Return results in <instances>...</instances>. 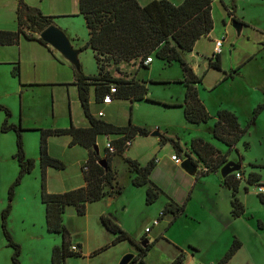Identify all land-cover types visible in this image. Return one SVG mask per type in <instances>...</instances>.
<instances>
[{"label":"crops","instance_id":"1","mask_svg":"<svg viewBox=\"0 0 264 264\" xmlns=\"http://www.w3.org/2000/svg\"><path fill=\"white\" fill-rule=\"evenodd\" d=\"M24 1H26L25 3L27 5L39 9L43 16L51 18L52 20L53 18H55V16L53 15L73 16L78 13L80 16L83 17V15L79 13V0H57L56 3L60 4V1L62 3V5H59L58 7H56V3L53 7L52 0ZM151 1L153 0H141V2L139 3L144 6L150 3ZM170 1L174 4H180L183 0ZM17 10L18 2L16 0H0V30H18ZM26 34L33 36L35 39H27L25 38V36L21 35L17 44L0 46V67H7L3 69L2 74L3 72L4 74H6L5 78H10L9 75H12L14 78H18L19 81L22 82L21 88L41 85L61 86L63 88L65 87V95L67 97V100L62 101L60 100V98L57 100L55 98L54 90H51L50 98L53 102L49 107V110L47 111L45 107H37L36 109L33 106H26L23 99H21L22 101L19 108L21 124L19 125H21V127L24 129L21 132L22 136H24L25 133H38L39 146H37L39 150L36 153L34 151L32 154H29L27 144H24V150L27 158H32L35 160V168L32 173L24 176L21 183L17 186L15 190V197L12 201V210L9 214L7 223L13 240L15 242L21 243L22 247H24V243L26 245L33 246L36 250V253L38 251L40 252V258L42 254L50 259L53 249L56 246H60L62 244V237L59 234L50 233L47 230L45 219V205L41 202L40 199L41 130L68 129L71 127V125L75 126L76 128H87L89 127V121L86 118L83 109L82 111L85 119L81 120L79 114H76L75 107L79 104L82 106V104L79 98V89L76 85V78L73 65H71L70 63H66L62 58L60 59L59 54L52 47H50L49 45H44L38 40H36L37 38H40V33L35 31L33 28L31 30H26ZM211 36L212 35L210 34L208 37ZM89 38L90 36L88 37V40ZM69 40L72 47L78 51L80 47L85 45L80 44L79 41H77L76 39ZM200 41L201 40L197 42L195 49L192 52L185 54L182 53V57L193 68L196 75H198L199 77H203L200 75L199 65L196 64V57L203 55L198 49V44ZM80 53L81 52L79 51V54ZM186 54H189L190 61L186 59ZM222 54L223 50L220 54L221 57ZM155 59L159 60L157 58H153V62L148 65V69L150 66H153ZM161 61L165 65L169 66H172L173 64L177 63L174 62L172 64H168L163 60ZM16 64H19V75L17 76L13 74V67ZM28 64L33 66L32 72L28 71ZM111 64L114 66L113 70H111L110 68L108 69V67L105 69V71L108 72L111 76L118 75L122 78L135 79L136 81L144 82L146 87L149 86L150 81L154 80L152 78H144L142 76H138L140 70H148L147 68H141L138 70L137 65L129 63H122L119 66L113 64L112 62ZM117 67L118 70L116 69ZM208 68L209 70L213 69L209 67V58ZM43 73L48 74L49 78L47 80L43 79ZM182 73V77L177 78V81L183 80V70ZM2 74L0 73V81L3 79ZM84 75L98 76V64L96 75H89L86 73H84ZM203 81L204 78L201 83L196 84V88L200 99L202 100V102L206 106L207 111L211 115V119L216 122L217 113L221 110H224L223 104L216 103L210 98V100L212 101H210L211 106L207 105L206 98L203 97L199 89V85H203ZM225 81H227V79L219 80L214 84H211V86L208 88L209 93L215 91L218 87L225 83ZM204 90H206V88ZM147 97L151 99H156L164 103H183L185 92L182 96L176 97L174 95H171L163 96V98H158L157 96L154 98L153 96H149V93H147ZM94 99L95 103L99 105V107L95 111L92 110L91 105L93 103H91L89 96L90 113L97 119H101L107 123H111L120 127L127 126L131 122L135 126L148 128L146 125L141 124V110H145L148 115L153 116L164 115L167 117L174 114V117H177L179 121L182 117L178 111L179 109H183L182 107L170 108L157 103L148 102L146 100L131 101L126 99H114L110 104L104 105L101 102L102 98L98 99L95 95ZM123 101H125L126 103L128 102V106L123 105V103H121ZM56 102H58V104H68L67 110L61 108L59 111H56ZM0 103L4 102L0 99ZM142 104L145 105V107H141ZM128 107H130V113H128ZM120 110L123 114H120ZM78 111H81V109H78ZM100 111L104 112L103 117H98V113ZM29 112H32V114L26 115V113ZM124 112H126L125 115H127V122L125 123L123 122L125 119L120 118L125 116ZM170 112H172V114ZM5 117V113L4 117L0 116V127ZM11 119L12 113L9 122L11 124L18 125L15 124L14 121ZM78 120L80 121V124L77 123ZM58 122H61L62 124ZM185 122L190 125H200L189 123L186 119ZM173 128L174 127H171L170 125L164 128H162V126H159L157 131H159L162 135L156 139H152L151 135L147 137L137 136L135 139H133L131 145L123 154L113 156L111 165L113 171H115L117 174V183L111 188L110 191L112 193L110 195L108 194L105 198L100 201L88 203L86 208V214L83 215L88 216L89 211H91L94 220L96 221L97 219L100 222V226H102V229L100 228V226L99 229H97V231H99L98 233L100 236L95 237V243L91 246V248L86 250L84 248L82 240H75L72 234L70 233L71 244L79 246L81 250V256L69 257L66 259L65 264H68V259L73 258H83L85 260H89L87 261L89 262V264H98L92 260L103 254H110L109 252L112 253L108 256V259L103 262V264H120L123 257L127 254H133L134 256L129 264H142L140 248L147 249L146 254L142 257L144 264H173L179 258H182L181 264H217V262L222 259L227 253V251L230 249L235 239L240 241L241 247L227 264H237V260H239L238 256L241 254V252L243 250L245 251L246 249H249L247 245L249 241L244 242L245 240L242 239L243 237L244 239H246V232L243 231L242 224H247L248 227L257 232V229L253 228L252 224L248 222L253 218L255 220L259 219V221H261L263 224L264 230V216H261V219L258 218V216L253 215L251 210L252 208H250L253 199L252 197H254V195L258 197V193H256V189L254 187V184H252V181L257 180L258 178L260 179L259 183L264 184V176L256 172L255 169L264 166L255 162H246L244 157L241 160L242 179L240 180V185L236 196L244 206L245 213L241 217L235 218L232 215L231 206V202L233 199V191L232 189L223 184V178L219 175L220 172L210 173L207 176L200 178H197V173L193 175L189 174L188 178L186 179L184 177H181L182 183L177 182L176 179H173L169 174L164 172V165L162 163V160L159 158V155L164 149L163 145L167 143L164 144L161 141V137L166 136L170 137L171 139H174L173 137H175V134L173 135V133H176V129L174 130ZM181 128L185 129L184 126H182ZM213 129L214 126L212 128L209 127L207 129L208 132L212 134V136ZM57 137L66 138L65 141L62 143L63 146H61V148H59V146L53 142V139ZM120 137V135L113 134H101L97 137V145L100 144V140L104 142L102 149L100 150L99 148V155L101 156V158H104V152L107 143L117 140ZM198 138L210 143L223 154L228 151L227 146H224L225 149H223L220 145L216 144L213 139L209 137L203 138L202 136H195L192 139L195 140ZM177 140L178 141H175L178 142L181 149H183L184 151L191 152L190 143L188 139L182 141V138H177ZM71 141L72 137L70 135L50 136L48 138V151L50 156L61 160L65 164V168L62 170H57L51 167L47 168L46 187L49 193H64L86 185L83 175V167L85 166L89 158L90 150L84 148L81 145L71 146ZM168 143H171V145H173L172 142ZM141 144L142 148L144 149V154L146 156L145 159H147L146 162H141ZM34 145L36 146V144L33 143V149ZM236 149V157L233 155V152L236 150H233L230 152L228 161H234L235 163L238 162L242 154L238 150V147H236ZM14 154L15 151L11 155L5 156V158L12 157ZM176 154H178V152ZM191 155L194 159L197 158L195 153H192ZM172 156L177 155L171 154V157ZM127 158L137 161L140 166H144L149 161L155 160L156 165L150 176L151 183L143 187H135L132 185V179L135 177L136 174L131 169L129 163L126 161ZM180 158H182V160L185 159L183 158V155H180ZM170 162L174 165H180L172 159H170ZM37 164H39L40 166V171L39 167H37ZM251 164L257 165L258 167L253 168L250 166ZM246 166L251 168L248 177L245 174V171L243 170V168ZM68 170L70 171V173H67ZM160 170L164 172L165 177H156V173L158 174ZM199 170H201V168L198 167L197 172ZM121 171L125 172V180L123 183L120 179ZM18 172L19 166H14L11 177L9 178L8 185L11 186V184L16 179ZM250 175L251 178L249 180ZM153 186L157 187V189L159 190V196L154 204L148 205L146 203V191L148 187ZM119 187H121V192L115 194V190ZM176 190H179L181 191V193H184L185 197L179 200L176 197L177 194H175ZM202 194L203 196L207 194L206 196L208 197V203L202 202ZM170 203H173L176 207L186 203L183 212L180 213L179 216H177L176 220H174V215L171 213L166 214L160 218L161 212ZM2 204H4L5 208L8 203L2 202ZM4 208H2L1 213ZM69 208L74 207H67L66 210ZM141 208L144 210H155V215L151 221L154 222L158 219L159 223L158 225H156V227L159 228L157 229L156 234L152 235L153 228H155V226H152L151 231L149 233L145 232L146 228L152 225V222H148V224H146L148 227L146 226L144 230L141 231ZM250 210L252 215L248 217ZM1 213L0 264H13V248L7 245V241L3 235V231L1 228ZM103 217H106L113 221L115 224H117L125 233L128 234V236L132 240H121L120 238H118V233H113L107 230L102 223ZM82 229V232L86 233L88 236L89 228L84 227ZM124 243H126L127 245H122ZM144 243L146 244L143 247ZM33 259L35 261V264H39L38 256H34ZM248 259L250 264H264V257L257 258L251 252H249ZM22 262L24 264L23 260Z\"/></svg>","mask_w":264,"mask_h":264},{"label":"trees","instance_id":"2","mask_svg":"<svg viewBox=\"0 0 264 264\" xmlns=\"http://www.w3.org/2000/svg\"><path fill=\"white\" fill-rule=\"evenodd\" d=\"M18 2V30L5 31L0 30V46L15 45L18 43L21 35L27 39H35L26 34V30L32 27L41 32L51 25L52 19L42 15L37 8L31 7L24 0ZM221 3L223 1L221 0ZM213 0H183L180 4H174L170 0H153L147 5L142 6L138 0H79V13L83 15L85 24L89 33L88 42L79 48L82 52L91 48L94 52V58L99 68L98 76H85L80 67H74L76 85L79 89V98L82 104L84 114L89 121V127L76 128L71 125L68 129L41 130L40 138V165H41V201L45 205V219L47 230L50 233L59 234L62 237V244L53 249L51 262L52 264H65L69 257H80L79 250H71L70 232L64 224V214L67 207H74L79 216L86 214L87 204L97 202L105 198L112 192L106 190L112 188L117 181V174L112 169V158L116 155L123 154L131 145L133 139L137 136L147 137L151 131L146 127L135 126L131 122L124 127L107 123L101 119L95 118L89 109V94L91 86H94L96 97L103 98L109 92L110 87H116V93L113 99H126L131 101L146 100L157 103L165 107H182L185 119L192 124L207 123L211 115L206 106L199 97L196 84L202 82L203 77L195 74L193 68L182 57V53H190L195 49L199 40L208 37L214 29V20L212 15ZM228 11L224 3L222 4ZM232 21L244 25L234 16L233 11H228ZM25 17V19H24ZM31 26L29 28L26 25ZM40 43L48 45L41 38H37ZM152 56L163 60L168 64L179 63L184 72L183 80L177 81L182 84L185 90L183 103H164L147 97L148 89L144 82L135 79L122 78L118 75L111 76L105 71L103 63L112 62L119 66L122 63L137 65L138 70L147 68L145 65L147 57ZM150 65V64H149ZM209 67L221 70V55L214 54L209 58ZM118 70V67L116 68ZM240 68L233 70L236 74ZM13 74L19 75V64L14 65ZM232 77V73L224 79ZM154 83L153 81H150ZM264 109V104L259 105L253 111V118L242 128L238 117L229 110H221L217 113V121L213 129V137L227 146L228 151L221 153L213 145L202 139H195L191 144V152L184 151L178 142L170 137L162 136L161 141L165 144L172 142L177 149L178 155H183L191 159L195 166L202 163L206 170H199L197 178L207 176L210 173H219L220 169L228 162L230 152L236 150L240 140L245 136L251 124L256 121L257 117ZM0 111L5 113V119L0 127L2 133L14 131L16 134V153L12 156L18 163L19 172L8 190V204L1 213V228L7 241V245L13 248V264H21V246L13 240L11 232L8 229V217L12 210V201L15 197V190L21 183L24 176L33 172L35 160L27 158L21 125H14L9 122L11 111L9 108L0 104ZM104 135H120L121 137L111 142L114 151L107 154L108 168L104 169L98 164L101 159L96 155L93 146L97 144V137ZM70 135L71 146L81 145L90 150L89 158L85 164L84 179L86 185L64 193H49L47 191V168L51 167L57 170L65 168V164L52 156L48 151V138L50 136ZM247 146V144H246ZM107 151V149H106ZM108 153V152H107ZM195 153L197 159L192 157ZM240 156L237 164L241 166ZM131 169L135 172L132 179V185L135 187L147 186L150 176L155 168V160L149 161L146 165L140 166L135 160L126 159ZM251 167H258L251 164ZM242 170L228 175L223 179V184L232 189L233 199L231 202L232 215L235 218L241 217L245 213V208L236 196L240 180L236 179V174H241ZM242 175V174H241ZM251 175L249 176V180ZM260 178V177H259ZM259 180H253L252 184L256 187ZM250 182V181H249ZM121 187L115 190L120 193ZM159 196L157 187H148L146 191V203L152 205ZM260 202L264 205V194H258ZM186 203L176 207L173 203L168 204L161 212L160 218L166 214H173L174 220L183 212ZM102 223L105 228L113 233H118L121 240H132L117 224L110 219L103 217ZM259 226L263 227L261 221ZM79 247V246H77ZM241 243L235 239L217 264H227L240 249ZM141 263L144 264L142 257L146 254L147 249L140 248ZM182 258L177 259L173 264H181Z\"/></svg>","mask_w":264,"mask_h":264},{"label":"rangeland","instance_id":"3","mask_svg":"<svg viewBox=\"0 0 264 264\" xmlns=\"http://www.w3.org/2000/svg\"><path fill=\"white\" fill-rule=\"evenodd\" d=\"M56 1L57 0H52L53 7L55 6ZM138 1L141 2V0ZM222 1L224 5L227 6L228 11H233L234 16L237 18V20L242 22L244 25L242 26L241 31L238 34L237 30L233 26L231 16H229L228 11L222 5L223 3H221V0H213L212 15L214 20V29L211 33L212 36L202 38L198 44V49L203 55L196 57V64L199 65L200 75L204 78V81L202 83L203 85H199V89L203 97L206 98V103L208 106H211L210 98L216 103L223 104V109L235 113L238 117L241 127L245 128L249 121H251V119L253 118L254 109H256L259 105L264 104V0ZM59 5H62L61 1L60 4L56 3V7H58ZM53 16H55V18H53L51 25L61 30L67 36V38L69 37V39H76L82 45L88 42L89 36L84 18L78 13L73 16ZM26 27L29 28L31 26H28L27 24ZM32 28L35 31L37 30V28ZM217 40L223 41L221 70H209L208 58H211L214 55V47ZM56 52L59 54L60 59L62 58L66 63H70L71 65H73L68 58H66L60 52ZM185 57L188 60L190 59L189 54H186ZM78 61L81 65L82 73L84 72L89 75L97 74L96 60L90 48L82 51L79 54ZM103 64L106 68L108 67V69H114V66L111 64V62H105ZM238 67L240 68L238 72L236 74H233V70ZM5 68L7 67H0L1 74L3 69ZM27 69L29 72H32L33 66L28 64ZM231 73L232 77L228 78L227 81H225V83H223L215 91L209 93L208 88L211 86V84H214L219 80H223L226 76L228 77ZM5 75L6 74H4L3 72V79L0 81V99L7 105H5L4 103L0 104L10 109L12 113L11 120H13L15 124H21V118L19 115V108L22 101L21 99H23L26 106H33L36 109L37 107H45L47 111L49 110V107L53 102L50 98L51 90H54L55 98L57 100L59 98L62 101L67 100V97L65 95V87L63 88L61 86L41 85L21 88L22 82L19 81L18 78H14L12 75H9L10 78H5ZM182 75V69L178 63L169 66L165 65L161 60L156 59L153 66H150L148 70H140L138 73L139 77L142 76L144 78L154 79L152 80L154 83L148 81L149 86L147 87L149 96H153L154 98L156 96L158 98H163V96L174 95L177 97L184 95L185 88L182 84L177 83V78H181ZM48 78V74L43 73V79L47 80ZM94 88L95 87L90 88L89 94L91 103H93L91 105L93 111L97 110L99 107V105L95 103ZM205 88L206 90H204ZM121 103H123V105L128 106V102L126 103L125 101H123ZM141 107H145V105L142 104ZM61 108L67 110L68 104H58V102H56L55 110L59 111ZM75 109L76 114H79L81 120L85 119L83 116L84 114L82 111V106L79 104L75 107ZM78 109H81V111H78ZM178 111L182 116L180 121L177 119V117H174V114H172V112H170L172 114L171 116L166 117L164 115H148L145 110H141V124L146 125L148 129L150 128L149 130H151V133L158 132L160 136L162 134L157 131L159 126H162V128H164L170 125L171 127H174V130L176 129L175 132L177 133V135L176 133H173V135L175 134V137L173 138H176V141H178L177 138H182V141L188 139L190 143V148L192 144L191 140H193L192 138L195 136H202L203 138L209 137L213 139L216 144L220 145L221 148L225 149V145L220 141L214 139L212 134H210L207 130L209 127L212 128L215 125L214 120L210 119L205 124L190 125L185 122L183 109H179ZM125 113L126 112H124V115ZM128 113H130V107H128ZM27 114H32V112L26 113V115ZM120 114H123L121 110ZM0 116L4 117V113L2 111H0ZM120 118L125 119L123 121L124 123L127 122V115ZM77 123L80 124V121L78 120ZM182 126H184L185 129L181 128ZM151 137L152 139L159 138L158 136ZM23 138L24 144H27L29 154H32L34 151L35 153L38 152V133H25ZM65 139V137H57L53 139V142L56 143L59 148H61V146H63L62 143L65 141ZM33 143L36 144V146L34 145V149ZM103 144L104 142L100 140V144L98 145L100 150L102 149ZM237 147L246 162H255L264 166V109L261 111L256 121L251 124V127L249 128L245 136L240 140ZM163 148L164 149L161 151L159 158L162 160V163L164 165V172L169 174L173 179H176L177 182L182 183L181 177H184L186 179L188 178L189 174L185 172L180 165H174L170 162L171 154L178 155L176 154L177 149L173 145H171V143L163 145ZM16 150L17 147L15 132L11 131L8 134H3L0 131V213L2 208H4V204H2V202L8 203V190L10 186L8 185L9 178L11 177L14 166L18 167V163L16 162V160H14L12 157L5 158V156L11 155L14 151L16 153ZM107 152L108 150L106 151L105 147L104 159H106L105 157L107 156V154H110L109 152ZM236 152L237 151L233 152V155L235 157ZM145 158L146 156L144 154V149L142 148L141 144V162H146L147 159ZM180 159L182 162V158ZM5 161L7 162V164ZM37 165L40 171V166L39 164ZM197 167L201 168V170H205V166L200 162ZM84 170H86L85 166L83 167V171ZM243 170L245 171V174L248 177L251 168L246 166L243 168ZM255 171L264 176V167L257 168L255 169ZM164 172L160 170L158 174L156 173V177H165ZM67 173H70V171L68 170ZM219 175L221 177V173H219ZM124 178L125 172L121 171L120 179L122 183L125 180ZM106 190L110 191L111 188L107 187ZM175 192V194H177L176 197L179 200L185 197L184 193H181V191L176 190ZM206 195L203 196L202 194V202L208 203L209 201ZM252 198V206L250 205V208H252L251 210L253 215L258 216V218L264 216V205L260 202L256 195H254V197ZM251 210L249 211L248 217L252 215ZM154 215L155 210H144L141 208V231L144 230L148 222H152L151 224H153V221L151 220ZM258 221L259 219L255 220L253 218L248 222L252 224L253 228L257 229V232L248 227L247 224H242V229L246 232V239H244V237L242 239L245 240L244 242L249 241V243H247L249 249H246L245 251L243 250L241 252V254L238 256L239 260H237V264H250L248 259L249 252L253 253V255L257 258L264 257V230L263 227L261 228V226H259ZM64 224L75 240H82L84 248L86 250L91 248V246L95 243V237L100 236L98 233L99 231H97V229H99L100 222L97 219L96 221L94 220L91 211H89L88 216H79L74 208H69L65 211ZM84 227L89 228L88 236L86 233L82 232V228ZM100 228L102 229V226H100ZM158 228L159 227L156 226L155 228H153L152 235L156 234ZM19 244L21 246L20 261L22 262L23 260L24 264H35V261L33 259L34 256H38L39 264H52V255L49 259L41 254L40 258V252L38 251L36 253V250L33 246L26 245L24 243V247H22L21 243ZM122 245L126 246L127 244L124 243ZM109 253L111 254L112 252ZM110 254H103L92 261L98 264H103V262L108 259V256ZM87 261L89 260H85L83 258H73L68 259V264H89V262ZM21 264H23V262Z\"/></svg>","mask_w":264,"mask_h":264},{"label":"water","instance_id":"4","mask_svg":"<svg viewBox=\"0 0 264 264\" xmlns=\"http://www.w3.org/2000/svg\"><path fill=\"white\" fill-rule=\"evenodd\" d=\"M234 28L237 30V33L239 34L242 28V25L236 21L233 22ZM40 38L47 43L50 47L55 49L56 51L60 52L62 55H64L66 58H68L74 67H80L79 61H78V55L79 51L75 50L67 36L59 29H57L55 26L50 25L46 29L40 32ZM151 136H158L160 137L158 132L151 133ZM93 150L95 151L96 155H99V147L98 145L93 146ZM98 164L103 167L104 169L108 168L107 160L104 158H101L98 161ZM181 168L187 172L190 175H193L197 172V166L194 165V163L191 161V159L185 157L184 160L180 163ZM241 170V166L235 163L234 161H228L221 169V177L225 179L228 175H231L235 172H238ZM146 243L143 244V247ZM133 254H127L123 257L120 264H129L133 259Z\"/></svg>","mask_w":264,"mask_h":264},{"label":"built area","instance_id":"5","mask_svg":"<svg viewBox=\"0 0 264 264\" xmlns=\"http://www.w3.org/2000/svg\"><path fill=\"white\" fill-rule=\"evenodd\" d=\"M222 46H223V41H221V40L216 41L215 47H214V54H221V52H222ZM152 62H153V57L152 56H149V57H147V59L145 61V65H149ZM116 92H117L116 91V87L112 85L110 87L109 92H107L103 96V98L101 99L102 104H104V105L110 104L113 101V95ZM98 116L99 117H103L104 116V112L103 111H100L98 113ZM106 149L108 150L109 153H111V152L114 151V147H113V145L111 143H108L106 145ZM171 159L173 161H175L177 164H180L181 163V159L179 157H177V156H172ZM235 176H236V179H238V180H241L242 179V175L240 173H237ZM255 189H256V193H258V194H264V184H262V183L256 184ZM158 223H159L158 220L154 221L153 224L150 227L146 228V231L145 232L146 233H149L151 231L152 226H156V225H158ZM71 250L78 252L80 250V248L77 247L76 245H72L71 246Z\"/></svg>","mask_w":264,"mask_h":264}]
</instances>
